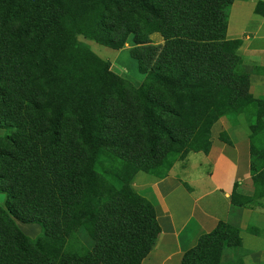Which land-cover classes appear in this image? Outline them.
I'll return each mask as SVG.
<instances>
[{
    "label": "trees",
    "instance_id": "obj_1",
    "mask_svg": "<svg viewBox=\"0 0 264 264\" xmlns=\"http://www.w3.org/2000/svg\"><path fill=\"white\" fill-rule=\"evenodd\" d=\"M234 1L0 0V128L15 129L0 146V264H143L161 229L135 177L163 179L189 152L207 155L212 127L230 116L254 122V193L240 197L236 183L231 205L264 199V102L250 93L241 41L226 39ZM77 36L114 50L131 37L143 85L110 83ZM83 79L106 88L77 108L69 91ZM15 221L41 235L30 240ZM241 248L240 231L218 222L181 264H234L222 254Z\"/></svg>",
    "mask_w": 264,
    "mask_h": 264
},
{
    "label": "rangeland",
    "instance_id": "obj_2",
    "mask_svg": "<svg viewBox=\"0 0 264 264\" xmlns=\"http://www.w3.org/2000/svg\"><path fill=\"white\" fill-rule=\"evenodd\" d=\"M232 26L233 23L231 21L228 25V33H226V36L229 39L228 41H230L234 34L231 30ZM148 40L150 44L153 45L163 44V39L159 34L150 35ZM76 45L87 47L91 53H93L106 65V67H109L108 72H106V79L110 83L123 79L122 81L130 83L135 88L143 85L146 76L140 72L137 61L131 55L132 50L137 47L133 45L131 37L120 50L102 47L94 41L86 39L82 36H77ZM241 69L245 73L246 68L242 67ZM246 70L249 71L248 68ZM81 82H83L82 91L76 90L75 88H72L69 91V97L73 98L74 105L77 108L80 106L83 108L88 102V99L95 96V91L105 90L106 88L105 83L101 80L90 83L88 80L83 79ZM80 92L82 94H80ZM65 115L66 116L62 118L63 120H66V117L68 116L73 118V114L71 112L65 113ZM78 118L83 119L82 115L77 114L74 117V120L76 121ZM252 123L254 122H249L244 117L236 119L230 116L219 120L211 130L212 144H215V147L216 145L218 147L220 145L219 143H221L220 137L222 135V143H224V141L227 142V144L224 143L227 146V154L232 158V160H238L239 162L236 191L240 197H250L254 193L252 180L249 176L251 157L250 150L252 145L250 135L251 126L253 125ZM14 133L15 129L8 123L5 127L0 128V146L6 144L7 140L11 138ZM205 161V156L203 154L197 155V158H191L189 166L190 172L186 175V178L190 187L193 189V193L189 194L191 191L184 188L179 194H177V197L171 203V208L174 214L180 221L189 220L191 222L189 234H196L195 225L198 221L202 220L205 226V228L201 227L199 230H206L209 227L210 220L204 219L202 217V212H204L203 210L208 203H212V201L215 200L217 207L220 206L219 210L217 208V211L215 212V217L218 218L219 221L228 223L230 226L238 229L242 238V248L237 251L225 250L222 254V262H231L234 264H264V236L257 237L249 233L254 230L264 233V199L253 202L244 207L232 208L229 212V210L225 209V204L223 200L220 199L218 194L209 197H201L208 192L207 184L209 179H207L205 174H202V177L200 178L198 164ZM158 173L161 174V171ZM137 177L138 179L144 178L147 181L153 180L151 176L143 173H139ZM154 178L157 179L156 177ZM6 202V195L0 192V208L7 211L8 208L6 206ZM192 206H195L196 209L194 208L191 210ZM209 208L210 207H208V209ZM229 213L230 216L228 219ZM236 213L241 215L239 219L237 218ZM15 224L18 229L30 240H35L41 235L42 229L39 225L24 224L19 221H15ZM75 235L86 249L89 251L93 249L94 241L89 237L84 228L78 229ZM159 239L160 236L143 264H181L182 256L187 251H183L182 253L176 252L174 250V246L172 247L170 242H166V246L163 247L164 243L158 241ZM195 239L196 238L192 235L189 240L186 241L184 248L190 246Z\"/></svg>",
    "mask_w": 264,
    "mask_h": 264
},
{
    "label": "crops",
    "instance_id": "obj_3",
    "mask_svg": "<svg viewBox=\"0 0 264 264\" xmlns=\"http://www.w3.org/2000/svg\"><path fill=\"white\" fill-rule=\"evenodd\" d=\"M231 21L233 23L231 30L234 34L230 41H241L237 55L242 62L241 68L249 69V71L245 69V73L250 79V92L255 99L264 102V0H235L230 9L228 25ZM219 144L218 147L212 144L210 152L207 155L203 154L206 161L198 164L200 178L202 174H205L209 179L208 192L201 197L218 194L225 204V209L230 212L232 208H238L231 205L230 196L234 185L238 182L239 162L232 160L227 154V146L224 143ZM199 154L202 153H189L183 161L175 163L163 179H155L151 176L153 180L147 181L144 178L138 179L137 175L133 183L135 191L148 200L155 209L156 219L161 229L158 241L164 243L163 247L166 246V242H170L174 250L180 253L192 249L202 235L211 232L217 223L221 222L215 217V212L220 206L217 207L213 200L202 212V217L210 220L209 227L206 230H199L201 227L205 228L203 221L200 220L195 225L197 233L189 234L191 222L189 220L180 221L171 208V203L182 189L191 191L189 194L193 193L186 175L190 172L191 158H197ZM194 208L196 209L192 206L191 210ZM236 214L239 219L241 215ZM229 216L230 213L228 219ZM254 231L258 233L257 237L264 236V233ZM192 235L196 239L190 246L184 248L186 241Z\"/></svg>",
    "mask_w": 264,
    "mask_h": 264
}]
</instances>
